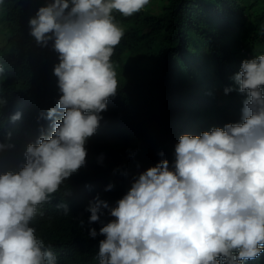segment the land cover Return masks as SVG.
Here are the masks:
<instances>
[{"label":"clouds","instance_id":"clouds-1","mask_svg":"<svg viewBox=\"0 0 264 264\" xmlns=\"http://www.w3.org/2000/svg\"><path fill=\"white\" fill-rule=\"evenodd\" d=\"M20 1L0 0V30ZM151 3L45 0L29 18L35 43L57 53L58 99L39 117L51 121V132L41 128L23 165L5 171L7 159H0V264H59L63 247L55 241L69 229L58 220L79 210L71 202L73 179H86L88 188L108 162L111 137L102 113L120 88L117 70L133 61L116 16L132 17ZM231 80L225 95L246 97L239 122L182 134L174 159L135 176L115 207L99 195L89 202L88 224L101 227H89L88 236L104 237L98 264H250L264 254V54L243 59ZM7 87L0 56V121L8 112ZM12 147L0 142V152ZM105 215L114 219L105 222Z\"/></svg>","mask_w":264,"mask_h":264},{"label":"trees","instance_id":"trees-1","mask_svg":"<svg viewBox=\"0 0 264 264\" xmlns=\"http://www.w3.org/2000/svg\"><path fill=\"white\" fill-rule=\"evenodd\" d=\"M253 1L257 10L243 7L244 0H152L132 17L117 14L133 61L117 70L120 88L102 113L111 137L107 167L92 175L88 188L86 179H73L77 192L71 202L81 211L58 220L69 229L60 231L55 241L63 247L59 264H98V245L104 237L88 236L89 227L99 231L101 225H89L85 210L97 195L115 207L135 176L161 159H174V145L182 134L199 135L240 121L246 97L237 91L225 95L224 89L234 86L231 77L243 59L264 54V0ZM44 3L21 0L9 9L10 17L1 19L8 112L0 121V142L14 145L0 152V159H7L5 171L23 165L26 146L36 141L41 128L44 134L52 130L51 121L39 117L58 99L53 75L57 53L50 45L38 46L28 27L29 18ZM17 111L22 119L13 123L10 116ZM161 151L163 157L158 155ZM109 183L114 188L105 191ZM250 264H264V254Z\"/></svg>","mask_w":264,"mask_h":264},{"label":"rangeland","instance_id":"rangeland-1","mask_svg":"<svg viewBox=\"0 0 264 264\" xmlns=\"http://www.w3.org/2000/svg\"><path fill=\"white\" fill-rule=\"evenodd\" d=\"M253 4H254L253 0H244L242 6L243 7H245V6L246 7H253L255 10H257L259 8L258 5L253 6ZM244 18H245V16H244Z\"/></svg>","mask_w":264,"mask_h":264}]
</instances>
